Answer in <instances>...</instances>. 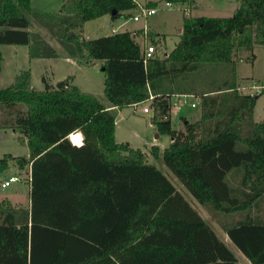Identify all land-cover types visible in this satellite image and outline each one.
<instances>
[{
    "label": "trees",
    "instance_id": "1",
    "mask_svg": "<svg viewBox=\"0 0 264 264\" xmlns=\"http://www.w3.org/2000/svg\"><path fill=\"white\" fill-rule=\"evenodd\" d=\"M238 1L229 16L184 15L171 50L146 62L130 30L95 38L82 34L86 20L117 17L136 8V0H65L56 12L33 14L68 56L101 60L110 106L148 102L158 137L167 134L170 141L163 149L119 142L112 109L92 92L70 77L36 89L30 71L21 70L13 83L0 87V104L23 106L13 127L28 154L4 153L0 171L11 159L20 169L29 166V204L0 201V264H241L148 159L161 158L210 213L234 214L264 197V118H252L264 86L252 92L229 80L195 92L181 84L203 63H232L238 48L251 51L247 58L252 59L253 46L264 45V0ZM30 2L0 0V43L25 44L29 57H57L54 46L28 29ZM156 36L148 33L158 46ZM2 59L0 52V70ZM185 92L198 94L201 106L196 143L190 138L193 126L181 139L171 124L173 95ZM75 131L81 133L80 144L68 137ZM238 171L247 192L231 180ZM226 229L251 263L264 264V232L262 252H251L234 228Z\"/></svg>",
    "mask_w": 264,
    "mask_h": 264
},
{
    "label": "rangeland",
    "instance_id": "2",
    "mask_svg": "<svg viewBox=\"0 0 264 264\" xmlns=\"http://www.w3.org/2000/svg\"><path fill=\"white\" fill-rule=\"evenodd\" d=\"M63 1L31 0L29 11H25L30 19L28 29L40 33L45 40L56 48L58 56L54 58L29 57L28 46L25 44L0 43V52L3 57L0 70V87H6L13 83L15 76L21 70H29L32 87L36 89H43L45 82L55 86L59 80L70 77V80L82 90L92 92L101 102L108 104L103 92L104 73L100 64L101 60L91 61L92 59L86 56L79 59L77 63L75 59L67 58L64 49L56 38L33 17V14L37 12H56ZM138 1L144 5L148 0ZM165 1L167 0H156V4H154L157 8L156 13L145 19L144 17H140L136 21L130 19L129 15L136 9H129L117 17L104 14L86 20L82 34L85 38H95L111 33L112 27H115L116 31H121L132 26L148 25V29L161 35L157 37L160 44L158 46L154 44V46L155 53L163 56L179 40L180 32L178 29L181 28L184 15L229 16L239 6L238 0H194L195 6H193L192 0L171 1L170 5H165ZM136 31H140V29ZM135 39L141 48L145 45L143 37L137 36ZM149 41L147 40L148 43ZM252 52L254 57L248 59L251 51L238 48L236 59L232 63H203L199 69L190 72L187 80L185 79L186 81H182L181 84L183 83L191 91L204 92L222 87L229 83V80L230 82L237 80L236 83L242 90L259 92L264 86V45L255 44ZM256 79L259 80L257 84L260 86L254 83ZM196 98L199 99L198 96ZM143 105V103L138 104L134 111L133 106L112 109L116 123V140L119 142L127 141L131 147L145 149L150 144H157L163 149L169 144L170 136L161 134L159 137H155L157 131L151 122L152 112H143ZM21 108H23L22 105L6 108L0 104V158L6 152L14 156H23L28 152L26 142L20 141L18 132L13 127L14 114L17 109L21 110ZM182 108L180 111L171 113V124L174 128L178 127L177 130L181 139L190 132L189 126H193V132L190 133V138L193 140L196 137L195 128L198 127L199 119L197 117L201 113V106L198 104L196 107H190L188 104ZM179 112L184 115L180 116ZM254 117L258 120L264 117V93H261L256 100ZM183 118L187 119L185 126L182 124ZM148 159L168 177L192 207L202 215L204 205L199 203L186 187L176 179L162 159L156 160L151 156H148ZM26 173L27 168H23L21 171L16 161L11 159L8 166L0 171V178L15 175L19 180L11 182L5 188L0 187V199L6 195L12 199L14 205L22 208L27 207L29 204V181Z\"/></svg>",
    "mask_w": 264,
    "mask_h": 264
},
{
    "label": "crops",
    "instance_id": "3",
    "mask_svg": "<svg viewBox=\"0 0 264 264\" xmlns=\"http://www.w3.org/2000/svg\"><path fill=\"white\" fill-rule=\"evenodd\" d=\"M136 1H138V0H136ZM153 1H156V0H153ZM192 2H193V6H195L194 0H192ZM138 3H141V2L138 1ZM191 10H192V8L190 9V11ZM142 27L143 26H138V27L137 26H132L130 28H125V29L133 31V30H138V29L141 30ZM111 30H112V32H115L116 28L112 27ZM148 30H150V29L147 28V31ZM148 33H154V32L150 30V32H148ZM148 33H147V40H150L148 38ZM155 34H157L156 37L161 36V35L158 34V32L155 33ZM137 36L142 37V35H140L139 32H138V35L135 36V38ZM143 48H144V45L142 47V50H143ZM64 53L67 56V58H72V57L68 56V54L66 52H64ZM72 59H75L77 61V63H78V59H76V58H72ZM91 61H93V60H91ZM176 94H179V93H176ZM183 94H191L193 96V97L189 98V102L190 101H198V99L196 98L197 97L196 94L187 93V92H185ZM143 104L147 105L148 102H144ZM106 105L110 109H115V107L114 106H110L109 103L106 104ZM197 105L198 104H196V106ZM196 106H194V107H196ZM150 111H151V108H150ZM254 112H255V105H254L253 112H252V118H253L254 121L261 120V119L258 120V119H256V117H254ZM182 115H184V114L180 113V116H182ZM197 118L200 120V115ZM182 121H183L182 124H184V126H185V124L187 123L186 122L187 119L183 118ZM194 121H196V120H194ZM175 128L178 129V127H175ZM195 131H196V137L193 139L194 143H196L197 140L199 139L200 122H198V127L195 128ZM78 133L80 135V139H82L81 133L80 132H78ZM155 137H158V136L155 135ZM27 154H28V152H27ZM20 170L22 171L23 169H20ZM26 174H27V178H28V181H29V166L27 167V173ZM242 176H243V174H241L240 171L233 172L231 174V180H232L233 184H235V186L237 188H239V189L243 188V190L247 192L248 189L244 188L243 185H242V182H240ZM8 177L0 178V182L6 180ZM4 199L7 200L8 202L9 201L11 203L13 202L12 199H9V196H6V195H5L4 198H1L0 201L4 200ZM201 216L205 219V221L215 231L216 235L229 247V249L234 253V255H235L236 259L238 260V262H240L241 264H253V263H251L250 259L248 257H246L242 253L243 251H241V249L232 240V238L229 236V234L227 232L226 227L234 228L235 229L234 230L235 234L240 236V238L243 240L242 242H245V244H247V246L251 249V252H262L261 251V246L262 245H260V244H261V241H262L261 239H262V235H263V232H264V197L259 199V200L254 201L246 209L238 211V212H236L234 214H229L227 216H223L221 214L217 215L215 213L208 212L204 208L203 209V213H202Z\"/></svg>",
    "mask_w": 264,
    "mask_h": 264
},
{
    "label": "built area",
    "instance_id": "4",
    "mask_svg": "<svg viewBox=\"0 0 264 264\" xmlns=\"http://www.w3.org/2000/svg\"><path fill=\"white\" fill-rule=\"evenodd\" d=\"M170 1H165V5H170ZM136 10L131 13L129 15L130 19L132 20H139L140 17H144L147 18L148 16L156 13L157 8L155 6H147V5H143L141 3H138L137 1V6L135 8ZM188 16V15H186ZM147 28L148 25H143L142 29L139 31V34L142 35L143 39H144V48L142 50V56H143V61L146 62L150 57L153 56V54L155 53V46L153 43H148L147 42ZM133 35L136 36L138 35V32L136 30L132 31ZM153 95H150L149 98H152ZM193 97L191 94H183V93H179V94H175L173 95V100L171 101L170 104V113H172L173 111H179L183 106L188 105L191 107L196 106V104H198V101H190L189 102V98ZM138 104L133 103L131 106H133V111L135 110V106H137ZM142 111L143 112H149L150 111V106L144 105L142 106ZM81 143V139H79L78 142H76V144H80ZM19 180V178L15 175H11L9 176L6 180L0 182V186L2 188L8 186L11 182Z\"/></svg>",
    "mask_w": 264,
    "mask_h": 264
},
{
    "label": "bare ground",
    "instance_id": "5",
    "mask_svg": "<svg viewBox=\"0 0 264 264\" xmlns=\"http://www.w3.org/2000/svg\"><path fill=\"white\" fill-rule=\"evenodd\" d=\"M69 139L73 142L76 143L79 141L80 139V135L78 133V131L72 132L69 134Z\"/></svg>",
    "mask_w": 264,
    "mask_h": 264
},
{
    "label": "water",
    "instance_id": "6",
    "mask_svg": "<svg viewBox=\"0 0 264 264\" xmlns=\"http://www.w3.org/2000/svg\"><path fill=\"white\" fill-rule=\"evenodd\" d=\"M178 32H181V28L178 29ZM157 135V134H156Z\"/></svg>",
    "mask_w": 264,
    "mask_h": 264
}]
</instances>
